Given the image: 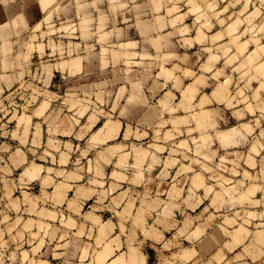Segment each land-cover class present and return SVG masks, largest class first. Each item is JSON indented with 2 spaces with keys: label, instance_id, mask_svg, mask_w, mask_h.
Instances as JSON below:
<instances>
[{
  "label": "rangeland",
  "instance_id": "obj_1",
  "mask_svg": "<svg viewBox=\"0 0 264 264\" xmlns=\"http://www.w3.org/2000/svg\"><path fill=\"white\" fill-rule=\"evenodd\" d=\"M0 264H264V0H0Z\"/></svg>",
  "mask_w": 264,
  "mask_h": 264
},
{
  "label": "crops",
  "instance_id": "obj_2",
  "mask_svg": "<svg viewBox=\"0 0 264 264\" xmlns=\"http://www.w3.org/2000/svg\"><path fill=\"white\" fill-rule=\"evenodd\" d=\"M151 115V114H150Z\"/></svg>",
  "mask_w": 264,
  "mask_h": 264
}]
</instances>
